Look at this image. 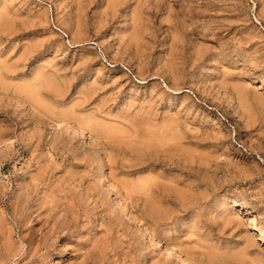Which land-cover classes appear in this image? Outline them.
<instances>
[{
	"label": "rangeland",
	"instance_id": "374dc122",
	"mask_svg": "<svg viewBox=\"0 0 264 264\" xmlns=\"http://www.w3.org/2000/svg\"><path fill=\"white\" fill-rule=\"evenodd\" d=\"M251 262L264 0H0V264Z\"/></svg>",
	"mask_w": 264,
	"mask_h": 264
},
{
	"label": "bare ground",
	"instance_id": "6f19581e",
	"mask_svg": "<svg viewBox=\"0 0 264 264\" xmlns=\"http://www.w3.org/2000/svg\"><path fill=\"white\" fill-rule=\"evenodd\" d=\"M259 88H261V87H258V89H259ZM53 121H54V123L57 124L58 126H61V127L65 128V126L63 125V123H61V121H59L58 119H53ZM20 192H21V190H20ZM22 196H23V195H22ZM26 196H27V195H26ZM17 203H18V202H17ZM29 205H30V204H29ZM18 206H19V205H18ZM30 207H32V206H30ZM30 207H29V208H30ZM26 208H28V207H26ZM24 209H25V208H24ZM29 211H30V210H29ZM73 211H74V210H73ZM73 211H72V212H73ZM18 212H20V208H19V211H18ZM33 212H34V211H33ZM68 212H69V210H68ZM20 213H21V212H20ZM52 213H53V212H52ZM74 213H75V212H74ZM74 213H73V214H74ZM23 214H25V213H23ZM33 214H34V213H33ZM40 214H41V213H40ZM19 215H20V214H19ZM29 215H30V214H29ZM41 215H42V214H41ZM51 215H52V214H51ZM68 215H69V214H68ZM68 215H67V216H68ZM25 216H26V215H25ZM32 216H33V215H32ZM32 216H31V217H32ZM55 216H56V215H55ZM74 216H75V215H74ZM28 217H29V216H28ZM59 217H60V216H59ZM75 217H76V216H75ZM54 218H55V217H54ZM66 218H67V217H66ZM68 218H69V217H68ZM76 218H77V217H76ZM76 218H75V219H76ZM26 219H27V218H26ZM30 219L32 220L33 218H30ZM75 219H74V221H75ZM28 220H29V219H28ZM59 220H60V219H59ZM76 220H77V219H76ZM43 221H44V220H43ZM49 221H50V219H49ZM28 222H29V221H28ZM47 222H48V221H47ZM69 222H70V221H69ZM20 223H21V222H20ZM48 223H49V222H48ZM71 223H72V222H71ZM26 224H28V223H26ZM36 224H37V223H36ZM46 224H47V223H46ZM49 224H50V223H49ZM49 224H48V226H49ZM56 225H57V223L54 224L53 226H56ZM65 226H66V225H65ZM22 227H23V226H22ZM66 227H67V226H66ZM24 228H25V227H24ZM56 228L58 229V227H56ZM45 229L47 230V226H46ZM66 229H67V228H66ZM66 229H62V228H61V231L64 233V232L66 231ZM74 229H75V227H74ZM70 231H72V230H70ZM49 233H50V232H49ZM54 233H55V232H54ZM51 234H52V233H51ZM60 234H61V233H60ZM64 234H65V233H64ZM56 235H57V234H56ZM67 235H68V234H67ZM52 236H53V235H52ZM59 236H60V235H59ZM23 237H24V236H23ZM45 238H46V237H45ZM47 238H49V237H47ZM58 238H60V237H58ZM40 239H41V238H40ZM40 239H39V240H40ZM42 239H43V238H42ZM42 239H41V240H42ZM44 240H45V239H44ZM44 240H43L42 242H44ZM46 240H47V239H46ZM28 241H29V240H28ZM37 241H38V240H37ZM51 241H52V238H51ZM47 242H48V241H47ZM55 242H56V241H55ZM29 243H30V242H29ZM32 243H33V242H32ZM38 243H40V242H38ZM48 243H49L48 245H47V243H46L45 245L49 246V245H50V241H49ZM43 244H44V243H43ZM36 245H37V242H36ZM36 245H35V246H36ZM40 245H41V243H40ZM45 245H43V246H45ZM52 245H53V243H52ZM32 246H33V245H32ZM32 246H29V247H32ZM38 246H39V245H38ZM38 246H37V247H38ZM53 246H54V245H53ZM39 247H40V246H39ZM41 247H42V246H41ZM45 247H46V246H45ZM45 247H44V248H45ZM51 247H52V246H51ZM53 248H54V247H53ZM30 249H33V247L30 248ZM42 249H43V248H42ZM34 250H35V249H34ZM40 250H41V249H40ZM52 250H53V249H52ZM29 251H30V250H29ZM35 251H36V250H35ZM45 251H46V249H45ZM49 251H51V250H49ZM39 252H40V251H39ZM51 252H52V251H51ZM31 253H32V250H31ZM33 253H34V251H33ZM41 253H42V252H41ZM34 254H35V253H34ZM34 254H33V255H34ZM37 254H38V251H37ZM47 254H48V253H47ZM241 254H242V253H241ZM28 255H29V257H31L30 254H28ZM28 255H26V256H28ZM35 256H36V255H35ZM236 256H237V255H236ZM41 257H42V256H41ZM238 257H239V254H238L237 258H238ZM43 258H44V257H43ZM239 258H240V257H239ZM239 258H238V259H239ZM243 258H244V257H243ZM27 259H29V258H27ZM30 259H31V258H30ZM30 259H29V260H30ZM34 259H35V258H34ZM36 259H37V258H36ZM238 259H237V260H238ZM37 260H38V259H37ZM35 261H36V260H35ZM241 261H242V260H241ZM32 262H33V261H32ZM36 262H37V261H36ZM33 263H34V262H33ZM33 263H32V264H33ZM251 263H252V262H251ZM36 264H37V263H36ZM252 264H256V262H254V263H252ZM257 264H258V263H257Z\"/></svg>",
	"mask_w": 264,
	"mask_h": 264
}]
</instances>
